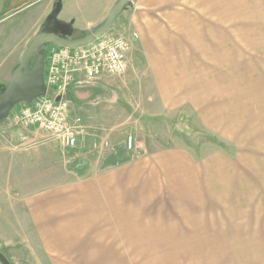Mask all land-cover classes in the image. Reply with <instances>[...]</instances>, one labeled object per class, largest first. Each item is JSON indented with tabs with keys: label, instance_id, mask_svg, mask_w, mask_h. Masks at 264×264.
<instances>
[{
	"label": "rangeland",
	"instance_id": "obj_1",
	"mask_svg": "<svg viewBox=\"0 0 264 264\" xmlns=\"http://www.w3.org/2000/svg\"><path fill=\"white\" fill-rule=\"evenodd\" d=\"M137 1H128L106 34L134 29L125 16ZM153 15L123 73L69 91L71 114L85 125L75 147L41 129H20L28 131L24 148L40 153L54 181L70 169L74 181L119 169V220L74 223L80 250L64 254L43 249L33 223H0V236L9 232L0 237L9 264H264V163L239 132H226L208 69L200 76L193 52L182 50L176 19ZM54 31L68 32L58 24ZM145 40L157 42L155 49L146 51Z\"/></svg>",
	"mask_w": 264,
	"mask_h": 264
},
{
	"label": "crops",
	"instance_id": "obj_2",
	"mask_svg": "<svg viewBox=\"0 0 264 264\" xmlns=\"http://www.w3.org/2000/svg\"><path fill=\"white\" fill-rule=\"evenodd\" d=\"M115 1L0 0V88L57 2V24L68 31L57 34L72 38L99 25ZM158 11L162 18L176 19L179 45L193 52L199 75L202 68L208 69L211 99L224 111L226 132H239L242 144L255 150L256 163H264V0H138L133 13L125 16L134 28L129 34L135 32L138 37L147 32L145 22ZM143 43L146 51L157 46V42ZM12 128L5 125L0 131L2 226L16 229L25 225L17 223H33V236L43 249L64 254L80 250L77 242L82 235L74 234V223L119 220V169L90 173L76 181L70 169L54 181L47 175V166L42 168L40 153L25 149L26 142L21 140L28 137V131L22 130L37 127ZM2 233V239L8 238L9 232Z\"/></svg>",
	"mask_w": 264,
	"mask_h": 264
},
{
	"label": "built area",
	"instance_id": "obj_3",
	"mask_svg": "<svg viewBox=\"0 0 264 264\" xmlns=\"http://www.w3.org/2000/svg\"><path fill=\"white\" fill-rule=\"evenodd\" d=\"M129 35L103 34L91 43L68 48L55 44L43 46L44 84L55 98L39 96L30 103L17 105L9 113L7 121L13 127H37L55 138L61 145L73 148L78 144L85 125L71 114L68 93L103 75H119L128 64L131 49ZM58 97V99H56Z\"/></svg>",
	"mask_w": 264,
	"mask_h": 264
},
{
	"label": "water",
	"instance_id": "obj_4",
	"mask_svg": "<svg viewBox=\"0 0 264 264\" xmlns=\"http://www.w3.org/2000/svg\"><path fill=\"white\" fill-rule=\"evenodd\" d=\"M129 0H116L110 7L105 19L89 32L76 37H65L57 34L53 26L44 22L38 31L29 39L21 53L19 62L11 71L7 82L0 88V124L7 118L14 107L22 103H30L33 99L47 95L55 98L51 89L44 84L43 46L55 44L68 48L85 46L97 37L108 32L117 16L123 11ZM58 99V97H56ZM0 261L9 264L0 253Z\"/></svg>",
	"mask_w": 264,
	"mask_h": 264
},
{
	"label": "trees",
	"instance_id": "obj_5",
	"mask_svg": "<svg viewBox=\"0 0 264 264\" xmlns=\"http://www.w3.org/2000/svg\"><path fill=\"white\" fill-rule=\"evenodd\" d=\"M58 12V2L56 3L55 7H54V11L53 13L50 15V17L45 21L50 28H53V26H55L57 24L56 21V15Z\"/></svg>",
	"mask_w": 264,
	"mask_h": 264
}]
</instances>
